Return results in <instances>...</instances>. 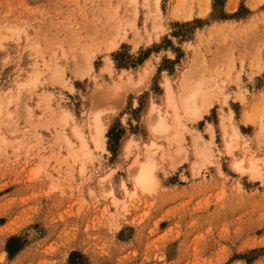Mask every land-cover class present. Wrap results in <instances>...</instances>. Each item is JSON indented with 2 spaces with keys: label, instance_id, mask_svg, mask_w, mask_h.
Listing matches in <instances>:
<instances>
[{
  "label": "rangeland",
  "instance_id": "rangeland-1",
  "mask_svg": "<svg viewBox=\"0 0 264 264\" xmlns=\"http://www.w3.org/2000/svg\"><path fill=\"white\" fill-rule=\"evenodd\" d=\"M234 2L184 0L176 18L175 0H0V264H264V167H232L264 159V0ZM185 71L209 109L155 137L149 104ZM93 112L104 148L84 159L65 139L76 125L90 141Z\"/></svg>",
  "mask_w": 264,
  "mask_h": 264
},
{
  "label": "bare ground",
  "instance_id": "bare-ground-1",
  "mask_svg": "<svg viewBox=\"0 0 264 264\" xmlns=\"http://www.w3.org/2000/svg\"><path fill=\"white\" fill-rule=\"evenodd\" d=\"M175 1H176L175 5L173 6V8L171 7L172 10L170 11V15L173 17H176V18H179L180 16L185 17L184 16L185 13L183 12L184 10L182 8L184 0H175ZM206 1H208V0H206ZM234 1L235 0H229L228 1V3H227L228 9L232 8V6L235 5L236 2H234ZM157 2H158V0H155V3H157ZM205 8H207V7L205 6ZM202 12H203V10H202ZM186 15L188 17L191 16L190 9ZM218 24H223V23H217V24L213 23L212 27H217L216 25H218ZM110 44L113 45L112 43H110ZM189 72H190V70H189ZM185 73H186V71L184 73H178L174 77V85L171 84L169 78L164 76V78L161 82L162 87H163V93H162V96H163L162 97L163 98L162 99V106L163 107H162V109H160L158 107L159 104L157 102H155L154 100H152L149 104V109H148L149 113H151V111H157V118L155 119V121L153 123L152 122L148 123V124L152 123L150 128H149L151 135H153L155 137H157L158 135H161V136L164 135L163 137L167 138V136H168L167 133H169L170 130L172 131V128L174 131L173 132L174 135L177 134V133H175L176 132L175 129H176V127H178L177 125H179L178 122H179V118L181 116L182 111H183V113H185V116L188 115L190 119L191 118L192 119L193 118H199L202 116V114L204 112L208 111L209 106H210V103H209L210 101H208V96L211 92L209 90V88L210 87L212 88V86L208 87V85H207L204 88L205 84L207 83L204 79H202V78L195 79V77H193L194 75L190 74L191 72L186 73V75H185ZM62 116L63 117L65 116L64 120H63V117L61 119L62 122L64 123L65 121H67L66 117L69 116V113L68 112L66 114L63 113ZM249 116H250V114L248 115L244 112L243 121L244 122L249 121L251 118ZM89 118L88 119L90 121H89V123H87V125H89V127L88 126L87 127H88V133L90 135L89 136L90 141H88L87 137L84 135L82 130L79 129V126L75 127L76 125H74V130H72V132H74L73 136H74V138H76V141L70 139L69 137H66V139H65V143L68 145V147L70 146L69 149L71 148L70 150H73V151L79 150L80 152L79 151L78 152L81 154L82 158H84V159L89 157L92 146L94 149H103L104 148V133L107 129V123H106V121L103 120L100 112L91 113V116H89ZM226 119L228 122L225 121L224 117H222L220 119V127L222 130L224 149L226 150V152L231 153V151H232V149H231L232 148V144H231L232 137L239 136L240 131L235 126L231 116H227ZM169 120H170V122H169ZM173 125H175L176 127H174ZM259 125H260V130L263 131L264 128H263L262 124L260 123ZM148 127H149V125H148ZM227 127H228V130H227ZM72 128H73V126H72ZM208 130L212 133V127L210 125L208 126ZM173 133L171 132L172 135H173ZM194 139H195V145L194 146H197L198 145V143L196 141L197 138L195 137ZM134 142H136V141H134L131 138L128 139L124 143V151L129 150ZM148 146H150L148 148V150H152V152H154L157 145L153 140H151V142L149 143ZM199 146H201V145H198V148H199ZM202 149H203V147L201 148V150ZM195 150L197 151L198 149L195 148ZM202 152L203 151H201L200 152L201 154H200L197 151V154L198 155L200 154L202 156L203 155ZM149 153L150 152H148V153L145 152L143 159L135 158L133 161L134 166L137 167V171H135V170L133 171L134 172L133 174L135 176H134V181H132V183L134 182L135 187L138 186L143 190L148 189L150 186H152L156 182V175L154 172L155 164L153 161V157ZM251 156H248V158H249L248 160H246L247 158L244 159L243 157L235 159V160L233 159L232 167L236 171H241V172H243L244 170L248 171L249 174H251L253 176H255L254 174H260L262 167H264V159H262L260 157H253V156L251 157ZM202 157L205 160L208 158V157L206 158V156H204V155ZM245 160L248 162V165L246 167L243 165ZM81 167H83V166L81 165ZM108 173L110 174V172H108ZM107 176H109V175H107ZM107 176H105V177L107 178ZM102 178H104V176ZM104 179L102 181H104ZM122 187H123V185H122ZM123 189L125 191L127 190L124 187H123ZM134 190L133 189L131 190L130 195L134 194ZM126 192H128V191H126ZM108 193H111V192L109 191ZM112 201L114 203H117L116 198L112 199ZM5 227H7V226H5Z\"/></svg>",
  "mask_w": 264,
  "mask_h": 264
},
{
  "label": "trees",
  "instance_id": "trees-1",
  "mask_svg": "<svg viewBox=\"0 0 264 264\" xmlns=\"http://www.w3.org/2000/svg\"><path fill=\"white\" fill-rule=\"evenodd\" d=\"M13 238H10L8 241H11ZM8 248V247H7ZM8 252H11L10 250H9V248H8Z\"/></svg>",
  "mask_w": 264,
  "mask_h": 264
},
{
  "label": "crops",
  "instance_id": "crops-1",
  "mask_svg": "<svg viewBox=\"0 0 264 264\" xmlns=\"http://www.w3.org/2000/svg\"><path fill=\"white\" fill-rule=\"evenodd\" d=\"M229 0H227V3H228ZM227 3H226V8H227Z\"/></svg>",
  "mask_w": 264,
  "mask_h": 264
}]
</instances>
